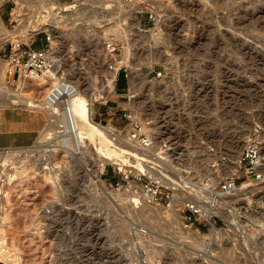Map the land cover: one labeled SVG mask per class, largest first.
<instances>
[{"label":"rangeland","instance_id":"obj_1","mask_svg":"<svg viewBox=\"0 0 264 264\" xmlns=\"http://www.w3.org/2000/svg\"><path fill=\"white\" fill-rule=\"evenodd\" d=\"M41 1L46 0H3L0 20L10 30H15L10 20L14 10L20 14L28 12L19 16L23 17V28L27 20L33 22L34 17L40 22L53 20L59 30L53 32L54 39L57 38L53 51L57 62L55 70L72 80L79 79L76 84L86 93L90 87L95 89L92 110L106 100L109 103L108 97L116 95L111 96V93L126 92L116 125L102 122L106 127L109 125L110 130L125 134L132 115L138 118L146 113L149 117L144 118L153 119V128L157 131L156 151L164 155L168 164L165 165L167 171L163 170L162 160L155 157L153 160L159 169L152 172L165 183L171 181L180 185L172 191L174 199L156 207L161 208L173 200L178 222L170 211L160 210L161 215H153L143 203L151 198L141 190L139 183L123 179L119 163L111 159L102 165L101 161L93 163L88 151L79 158L72 150L69 154L57 151L51 157L54 156L55 165L62 171V221L6 223V248L10 244L9 250L21 254V264H264V0H133L132 6L126 5L124 0H81L80 12L84 13L79 12L78 21L67 18L64 23L55 22L52 14L39 17ZM42 33L37 37H42ZM103 41L116 44L113 60L106 56L108 51ZM0 43V66H9L8 38ZM115 61H119V69L113 88L107 90L109 77L112 78L108 71L111 67L107 65ZM125 73V89L120 91V77ZM6 76L12 91H28L35 98L43 96L44 86L34 82L31 75ZM131 82L137 83L139 89V97L135 99L144 100L136 112L131 111L129 101ZM103 83L106 84L104 96L97 88V85L102 88ZM23 105H0V110L12 106L36 110ZM36 112L45 119L43 112ZM92 118L96 120L93 113ZM254 127L260 130L263 139L261 177L254 179L239 169L237 184L248 183L252 190L230 202L224 199L228 192L223 193V198L221 192L216 202H208L209 191L200 193L202 190L197 184L206 177L218 187L222 175L216 161L207 156L221 147L230 149L229 138L248 129L249 136ZM38 136L34 145L48 139L41 134ZM237 147L239 145L232 149L239 153L241 148ZM34 151L31 160H37L38 154L46 152L42 148L41 152ZM140 155L127 154V162L132 158L138 162L136 158ZM206 163L210 170L205 168ZM117 190L137 192L141 201H132L124 194L120 197L115 193ZM186 196L210 207L222 204L228 216L221 211L208 217L200 207V212L183 210L180 207L189 202ZM23 208H19L21 212ZM186 215L192 218H185ZM211 227L216 230L213 241L209 240L210 236L202 235L208 234ZM0 262L18 264L11 260Z\"/></svg>","mask_w":264,"mask_h":264},{"label":"bare ground","instance_id":"obj_2","mask_svg":"<svg viewBox=\"0 0 264 264\" xmlns=\"http://www.w3.org/2000/svg\"><path fill=\"white\" fill-rule=\"evenodd\" d=\"M2 1L3 0H0V3ZM124 2H126V5H129V6L131 5L132 6V3L134 1L133 0H124ZM41 3H42V1H41ZM82 3L83 2L81 0H70V1L46 0L39 7V15L42 17V16H47V15L52 14L53 19L55 20V22L63 21V23H64V21L67 18L68 19L71 18L73 20L75 19L76 21H78L76 18H78L77 15L79 16L80 7H81V4ZM33 4H35V3H33ZM17 7H18V3H17ZM19 8H20V6H19ZM92 8H95V7L93 6ZM119 8L120 7H118V9ZM23 9H24V7H23ZM21 10H22V7H21ZM36 10H38V9H36ZM82 11H84V9ZM258 11H259V9H258ZM80 13L82 15V13H84V12H80ZM130 13H131L132 17H134V10L130 11ZM104 14H105V12H104ZM81 20H79V21H81ZM125 20H127V19H125ZM254 20H255V18H254ZM136 21H135V23H137ZM41 23L42 24L44 23L46 25L48 24V28H50V30H52V32H57V33L59 32V30H58L57 26L54 24L53 20H49V22H45V21L42 20ZM70 23H68V24H70ZM117 24H119V23H117ZM125 25H127V24H125ZM77 27H78V25H77ZM12 29L10 30L6 26H4L3 23L0 20V42H4V41H6L7 38H10V37L16 35V33H15L16 30H12ZM81 29L82 30H85L82 27H81ZM126 29H127V27H126ZM24 30L26 31L27 30V27H25ZM75 32H74L73 35L76 34ZM150 32L152 33V31H150ZM54 37H55V35H54ZM56 39L57 38H55L54 40H56ZM103 43H105V41H103ZM0 44H2V43H0ZM92 45L93 44H90V46H92ZM58 49H59V47H58ZM102 49H104V48H102ZM160 51H162V50H160ZM106 53H107L106 56L108 55L112 60L115 58L113 53H109V52H106ZM147 54H149V53H147ZM158 54H160V52ZM157 56H159V55H157ZM52 57H54V55ZM118 63H119V61H115L113 64L107 65L108 67H111V68H109L108 71L110 72V76H112V78L110 79V77H109V83H108V87L107 88H106V84H104V83H103L102 88H101L100 85H97L98 86L97 88H98V93L99 94H101V95L104 96V94H105V92H104L105 91V88L107 90H108V88L109 89H112L113 88V86H114L115 73H116L117 69H119L118 68L119 67V64ZM122 63H125V62L123 61ZM148 63H149V65L152 64V63L150 64V62H148ZM56 64H57V62L54 61L53 64H52V66L50 68H46L45 70H43L42 72H40V73H38L36 75H31V77L34 79V82H36L39 85H43L44 86V90H41L44 93L41 98H35L33 95L29 94L28 91L27 92H17L16 90H15V92L12 91L13 90L11 88L12 86L10 87L9 80H8V78L6 76L7 73H8L6 70H7V68L9 66H7L6 64L0 66V105L3 106L5 104L8 105V104H11V103H22V104L25 105V107L27 106L28 108L30 107V108L36 109V110L41 111V112L44 113L45 118H46V121H45V124L43 125V127H42L39 135L41 134L42 137L43 136L48 137V139L41 141L40 142V146H41V148H43L44 151L47 150L46 153L48 155L46 156V159L48 161H52L53 160V162L51 163L52 166H54L57 163H56V161H54V159H52L54 156L51 157V154L55 155L57 151L58 152L59 151L60 152L62 151V153L67 152L69 154L70 151L72 150V151H74L78 155V158H79V156L81 154H85L86 151H88V154L90 153L91 154V158H93L92 159L93 160L92 162L93 163L94 162L98 163L99 161H101V165L103 164L104 161L110 160V159L113 160L115 163L117 162V163H119V165H122L123 162H127V158H126V155L127 154H132L134 152L135 153L142 154L140 147L136 143H134L132 141H129L128 139H126L123 136L120 137V136H116L115 135V137L117 138L115 140V138H114V132L112 131L113 129L110 130L108 128L109 125H108V127H106V125L102 124L100 121L98 122V121H96V120H94L92 118V100L95 99L97 92L95 93V91H94L95 89H93L92 87H90L89 92L86 93V91H85L84 88H81L78 84H76L79 79L78 80H76V79L75 80H72L71 78H68L67 76H64V74L60 73L59 70L58 71L55 70ZM127 64H129V63H127ZM129 66H131V65H129ZM13 67L10 68V71H11L10 73L13 72V69H14ZM136 69H137V67H136ZM140 71H141V68H140ZM137 75H138V73H137ZM134 82H136V81H134ZM134 82H131L132 83V85H131L132 92L131 93L129 92L130 93V97H131V98H129L130 99L129 101L131 102L130 105H132V109H133L131 111H135L136 112V110L139 109L140 106H142V101H144V100L141 99V98L140 99L137 98L138 100L135 99V97H139V91H138L139 89L137 87V83L135 84ZM93 84L94 83H92L91 85H93ZM94 87H96V86H94ZM41 91L39 93H41ZM164 95H165V93H164ZM132 96L134 98H132ZM132 113H129V114H132ZM132 117L133 118H136L137 115L136 116L135 115L134 116L132 115ZM144 117H149V116L146 113L143 114L140 117L138 116V118H140V119L141 118H144ZM110 128H111V126H110ZM247 131L245 130V131H243V133H241L242 132L241 131V132H239L241 134H239V135L237 134V136H232L229 139L227 138L228 139V143L230 145V149L229 148L226 149V148H222L221 147V148H218V150L216 152H214V153L211 152L212 153L211 156H207L206 155L207 157H210V159L212 158V160H215L216 161V164H217L218 168L220 169V173L222 175V179H224L227 175H230L231 173H233V171H236L237 164H238V159H239L240 152H241L240 148L242 149V147H243L242 145L244 144V141L247 138L246 136H248ZM38 137H40V136H38ZM222 141L224 142V140H222ZM237 145H239V148L237 147L240 150L239 153L235 152L232 149V148L236 147ZM204 148H206V147H204ZM237 148H235L236 151H237ZM133 149L135 151H131ZM190 149H191V146H190ZM40 152H41V150H40ZM203 152L205 154L206 150L205 151L203 150ZM11 153L12 152H5L4 149H0V163L2 164V166L3 167H6V168L9 167L11 169H13V168L14 169L15 168H24V165L23 164L25 163L26 159H24L21 156L19 158L16 157L15 159L12 158L8 162V160H9L8 158H9V156H10ZM224 156L226 158H222ZM194 157H195V155H194ZM195 159H194V161H195ZM190 160H192V158ZM206 160L207 159L205 158V162H206ZM171 162L174 163L173 161H171ZM128 163L135 165L137 168L143 169V164L141 165L139 162H136V160H134V158L130 159ZM183 163H184V161H183ZM201 163H202V161H201ZM197 164H199V163H197ZM263 164H262V166H263ZM173 165H172V167H173ZM183 165L181 164V166H183ZM49 167H51V166L49 165ZM183 168H185V166ZM205 168L207 170H210L211 169V167L207 166V163L205 164ZM261 170H262V168H261ZM95 171L93 169V172H95ZM262 171H264V168H263ZM94 175H95V173H94ZM46 177H47V179H50V180H53L54 181V179H53V177H52L51 174H46ZM94 180L97 181L98 184L102 188H106L105 185H104V183L101 182V181H99L98 178H95ZM172 183L173 182L170 181V183H169V181H168V184L172 185ZM173 185L175 186V188H180V185L177 186V183L176 184L173 183ZM182 185H184V184L182 183ZM185 186H187V185H185ZM218 186H219V184H218ZM250 190H252V187L248 183L237 184L233 188L230 189L231 192H228L227 195L225 194L226 196H225L224 199L226 200V202H230L231 200H233L234 198H236L238 195L243 194V193H247ZM218 192H220V194L222 192V191L219 190V187H218ZM115 193L121 195L120 197H122L123 194H124L125 196H128L129 199H131L132 201H135V202L141 201V200H139V196L138 195L136 196V194H138L137 192H130L129 190L128 191L127 190H123L122 192H120L119 190H117ZM188 193H190V190H188ZM200 193H202V191ZM203 193H205V192H203ZM206 193H207V191H206ZM194 194H195V196L198 195V193L196 191H195ZM222 196H223V192L220 195V197L223 198L224 196L223 197ZM187 199L189 200V203H191L190 201H194L195 202L194 204L191 203L192 206L195 209L197 208V210H198V207H200V209L202 211H205L206 212V214H207L208 217H210L213 213H219L221 211H223V213H224V215L226 217L228 216V214L226 213V211H224V209L222 208V206H221L222 204L221 205L220 204H217L216 206H211L210 207V206H208V205H206L204 203H200L199 200L198 201L195 200V199H192L191 200V197L189 198V196H186L185 197V200L186 201H187ZM62 200H63V198H62ZM132 201H130V202H132ZM63 202H64L65 206L68 208L69 207V204L67 203V201L65 202V200H64ZM173 202L174 201L172 200L171 203H169L167 205H164V206H162L160 208V207H156V204L157 203L154 202V201H152V200L145 199L143 201V203L146 204L150 208V210L153 212V215H156L157 213H159L160 210H162L163 213H168L170 211V212H172L174 214L175 219L177 221L178 220V215H177L178 212L175 211V208L173 207L174 206L173 205L174 204ZM146 205H144V206H146ZM147 210H149V209H147ZM159 215H161V213H159ZM169 219H171V218H169ZM171 223H173V222H171ZM262 224H264V223H262ZM5 230L6 229H5L4 225H0V260H3V261H10L11 260V261H16L18 264H21V254L18 251H16V250H13V251L12 250H9L8 249V246H10V244L7 245V248L4 245V241L6 239L4 237V235L6 234L5 233ZM181 230H182V227H181ZM215 231H216L215 228L214 227H211L208 234L205 233V234H202V235H208V236H210L209 237V240L213 241L214 239L212 237L215 236V234H214ZM181 232H183V230ZM178 234H179V232H178ZM189 235H191V234H189ZM197 235H198V233H197ZM181 236H182V234H181ZM5 243H6V241H5ZM16 248H17V246H16Z\"/></svg>","mask_w":264,"mask_h":264},{"label":"built area","instance_id":"obj_3","mask_svg":"<svg viewBox=\"0 0 264 264\" xmlns=\"http://www.w3.org/2000/svg\"><path fill=\"white\" fill-rule=\"evenodd\" d=\"M27 14V11L21 14L15 12V10L11 11L10 20L14 22L13 27L16 30V35L8 38L7 44L10 49L9 62L11 63L7 68V75L12 74L14 76L19 73L36 75L46 68H50L55 61L52 56L56 47V41L54 40L52 30L48 28V24H42L34 17L33 22H28L29 20H27V24H25L27 30L25 31V27H21L23 24V20L21 19L23 17L19 16ZM41 32H43L42 37H37V34ZM37 38L39 39L38 41ZM105 48L109 53H114L117 46L112 41H105ZM11 67L14 68L12 73H10ZM153 124L152 118H130L125 134H121L115 129L112 131L114 132L115 140V135L120 137L123 135L129 141L136 143L141 149V155H143L136 158L139 163H143V169L137 168L128 162H123L118 167L121 175H123V179L131 183H139L141 190L149 195L152 201L161 204L173 198L172 191H175V186L173 183L172 185L165 183L161 177L153 173L156 169H159L158 163H155L153 160L155 157L162 160V163L160 162L162 165H160L163 167V170L167 171L165 165L168 164L164 155L156 151L157 137ZM262 141L260 130L254 127L244 141L236 171H233V173L227 175L219 182L218 187L220 191L223 193L230 192V189L238 183L240 175L237 171L239 169H243L246 174H251L254 179L261 177L263 162L261 153ZM34 144L0 147L5 152H12L8 158V162L12 158H19L20 156L26 159L23 164L24 168H6L0 163V225L15 223L17 220L35 224H55L62 221V171L56 165H50V161L46 159L48 154L45 151L47 150L44 151L43 148L42 150L45 153L38 154L37 160H31V157L36 152L34 150H41L39 143ZM211 149L214 150V147ZM129 158L130 156H128ZM29 164L30 166L26 167ZM46 174H51L54 181L47 179ZM184 176L189 179L187 175L184 174ZM166 179L169 178L167 177ZM197 187L202 192L209 191L208 202L213 203L217 201L220 192L218 193V187L211 178L205 177L197 184ZM20 207H24L22 212L19 209ZM180 208L189 210L190 212H200L189 202H186ZM185 218L191 219L192 216L186 215Z\"/></svg>","mask_w":264,"mask_h":264},{"label":"crops","instance_id":"obj_4","mask_svg":"<svg viewBox=\"0 0 264 264\" xmlns=\"http://www.w3.org/2000/svg\"><path fill=\"white\" fill-rule=\"evenodd\" d=\"M119 81H117L118 85ZM126 80L122 79V88L124 91ZM108 97L110 100L104 101L97 108L92 110L93 116L96 120L111 125H116L119 119L117 115L123 108V103L126 98V92L111 93ZM46 118L43 119L38 112L23 109L22 107H7L0 110V147L1 146H27L34 143L39 135Z\"/></svg>","mask_w":264,"mask_h":264},{"label":"trees","instance_id":"obj_5","mask_svg":"<svg viewBox=\"0 0 264 264\" xmlns=\"http://www.w3.org/2000/svg\"><path fill=\"white\" fill-rule=\"evenodd\" d=\"M120 78L123 79L124 78V74H122ZM0 264H5V263L0 262Z\"/></svg>","mask_w":264,"mask_h":264}]
</instances>
